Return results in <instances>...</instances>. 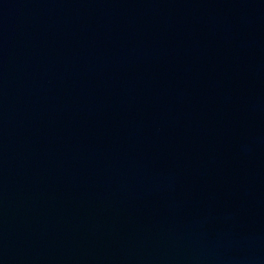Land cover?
Segmentation results:
<instances>
[{
    "label": "water",
    "instance_id": "1",
    "mask_svg": "<svg viewBox=\"0 0 264 264\" xmlns=\"http://www.w3.org/2000/svg\"><path fill=\"white\" fill-rule=\"evenodd\" d=\"M0 264H264V0H0Z\"/></svg>",
    "mask_w": 264,
    "mask_h": 264
}]
</instances>
